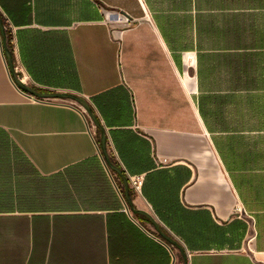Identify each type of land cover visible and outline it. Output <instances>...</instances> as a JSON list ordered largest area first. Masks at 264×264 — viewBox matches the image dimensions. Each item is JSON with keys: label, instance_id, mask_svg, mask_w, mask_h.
Listing matches in <instances>:
<instances>
[{"label": "crops", "instance_id": "crops-1", "mask_svg": "<svg viewBox=\"0 0 264 264\" xmlns=\"http://www.w3.org/2000/svg\"><path fill=\"white\" fill-rule=\"evenodd\" d=\"M0 12L15 71L90 101L110 159L144 176L133 206L166 219L188 264H264V0H0ZM100 136L77 102L14 83L0 35V264H175Z\"/></svg>", "mask_w": 264, "mask_h": 264}, {"label": "water", "instance_id": "water-1", "mask_svg": "<svg viewBox=\"0 0 264 264\" xmlns=\"http://www.w3.org/2000/svg\"><path fill=\"white\" fill-rule=\"evenodd\" d=\"M0 35L2 38V46H3L5 57H6L8 66H9V71H10V74H11V77L14 83L20 89L25 91L28 95L33 96L35 98L72 100V101L77 102L79 105H81V107L85 110L89 118L101 130L100 147H101L103 157L106 163L108 164V166L111 168V170L115 171L118 175L122 177L123 183H124V194H125V198L127 200V203L130 209L135 214L145 215L149 219L151 224L153 225L154 231L157 232L160 238L163 239L165 242H167L169 245H172L178 249L182 257V264H188L189 255H188V251L185 245L183 244V242L173 233L169 234L166 231H164L161 227V223L159 222V220L157 219V217L154 215L153 212L146 210V209L135 208L133 206L128 175L125 173L122 167L115 164L110 159L108 148H107V134H106L105 127L101 123L99 116L95 113L90 101L86 99L85 97H83L82 95H79L71 91L38 90L32 85H30L29 83H26L25 81H23L22 78L15 71L13 53L7 43V32H6V27H5V20L1 12H0Z\"/></svg>", "mask_w": 264, "mask_h": 264}, {"label": "built area", "instance_id": "built-area-1", "mask_svg": "<svg viewBox=\"0 0 264 264\" xmlns=\"http://www.w3.org/2000/svg\"><path fill=\"white\" fill-rule=\"evenodd\" d=\"M35 99L46 100V99H42V98H35ZM128 178H129L130 187L137 192H141L143 181H144L143 174H133V175L128 174ZM158 237H160V236H158Z\"/></svg>", "mask_w": 264, "mask_h": 264}, {"label": "trees", "instance_id": "trees-1", "mask_svg": "<svg viewBox=\"0 0 264 264\" xmlns=\"http://www.w3.org/2000/svg\"><path fill=\"white\" fill-rule=\"evenodd\" d=\"M6 32H7V43H8V46L11 47V46H12V44H11V37H10V34L8 33L7 30H6ZM132 191H133V189L130 188V192H132ZM157 214H158V212H157ZM158 215H159V218L161 219V221L165 224V225H164L163 223H161V227H162V229H163L164 231H166L167 233H169V234L173 233V232H172L173 228H172L170 225L167 224L166 219H165L164 217H162L160 214H158ZM140 216H141L143 219L148 220L146 216H144V215H140ZM173 231H174V230H173ZM154 232H155L156 235H158L156 231H154ZM173 234H174V233H173ZM158 236H159V235H158Z\"/></svg>", "mask_w": 264, "mask_h": 264}, {"label": "rangeland", "instance_id": "rangeland-1", "mask_svg": "<svg viewBox=\"0 0 264 264\" xmlns=\"http://www.w3.org/2000/svg\"><path fill=\"white\" fill-rule=\"evenodd\" d=\"M150 226L154 230L153 225L151 224ZM175 264H182V257H180L178 250H177V256L175 257Z\"/></svg>", "mask_w": 264, "mask_h": 264}]
</instances>
